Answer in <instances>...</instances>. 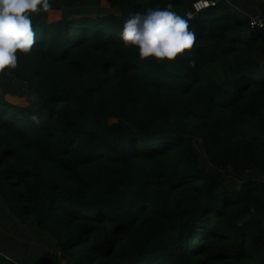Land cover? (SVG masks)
I'll return each instance as SVG.
<instances>
[{
  "label": "trees",
  "instance_id": "1",
  "mask_svg": "<svg viewBox=\"0 0 264 264\" xmlns=\"http://www.w3.org/2000/svg\"><path fill=\"white\" fill-rule=\"evenodd\" d=\"M81 1L32 17L35 44L4 70L33 104L0 96V199L52 241L0 264H264V27L228 0H105L118 12L95 17ZM169 5L191 49L124 46L131 14Z\"/></svg>",
  "mask_w": 264,
  "mask_h": 264
},
{
  "label": "clouds",
  "instance_id": "2",
  "mask_svg": "<svg viewBox=\"0 0 264 264\" xmlns=\"http://www.w3.org/2000/svg\"><path fill=\"white\" fill-rule=\"evenodd\" d=\"M50 6V0H0V72L17 67V50L30 52L36 41L32 16L47 12ZM208 6V0H197L193 5L197 12ZM189 19L171 11V5L148 8L125 20L120 39L125 47H137L141 59L172 61L193 47L196 37Z\"/></svg>",
  "mask_w": 264,
  "mask_h": 264
},
{
  "label": "rangeland",
  "instance_id": "3",
  "mask_svg": "<svg viewBox=\"0 0 264 264\" xmlns=\"http://www.w3.org/2000/svg\"><path fill=\"white\" fill-rule=\"evenodd\" d=\"M247 14L250 18L255 16L262 17L264 20V0H228L231 4ZM52 0H50V5ZM80 11L86 12V15L97 16L117 13L105 0H82L75 7ZM65 9L50 8L47 12L33 14L32 17L44 16L49 21L63 17ZM0 96L6 101L26 107L32 105L33 100L27 91L24 83L18 81L8 71L0 72ZM201 152V163L207 170L217 173L225 184H230L237 180L231 175L230 170L214 168L207 160L204 152L198 146ZM52 241L42 231L29 228L12 216L3 199H0V252L8 257H15L16 260L29 263L32 257L38 253L39 249L50 245Z\"/></svg>",
  "mask_w": 264,
  "mask_h": 264
},
{
  "label": "built area",
  "instance_id": "4",
  "mask_svg": "<svg viewBox=\"0 0 264 264\" xmlns=\"http://www.w3.org/2000/svg\"><path fill=\"white\" fill-rule=\"evenodd\" d=\"M195 9V8H194ZM196 10V9H195ZM190 15V14H189ZM251 24L253 26H257V27H264V20L262 17L259 16H255V18H251Z\"/></svg>",
  "mask_w": 264,
  "mask_h": 264
}]
</instances>
